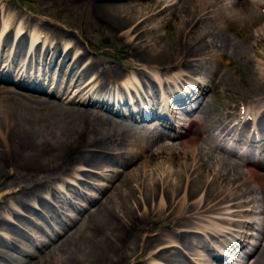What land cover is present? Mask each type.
<instances>
[{
    "label": "bare ground",
    "instance_id": "1",
    "mask_svg": "<svg viewBox=\"0 0 264 264\" xmlns=\"http://www.w3.org/2000/svg\"><path fill=\"white\" fill-rule=\"evenodd\" d=\"M61 1L87 9L95 24L114 27L116 32L121 31V37L133 35L127 43L130 58L139 62L133 67L137 74H127L126 68L100 67V63L97 66L90 58L81 67L84 51L75 50L66 63V57L71 58L70 52L75 48L73 42L67 48L64 46L60 59H56L57 69L51 72L52 57L65 33L52 29L53 24H46L45 18H39L41 25L31 33L27 25L30 16H25L23 21L22 13L17 12L13 13V20L4 17L0 22V187H6L0 195V262L36 264L19 258L30 253L22 239L32 245L40 234L45 235L37 221L33 223L32 215H39L50 226V221L55 220L46 210L58 217L56 210L46 203L47 198L40 195L42 188L51 186L52 180L62 179L67 172H76L79 177L74 178L80 184L94 185L89 181L93 174L104 176L102 167L119 164L121 169H110L107 179L112 190L102 200L104 188H99V194L93 198L77 193L87 205L78 207L69 203L79 216L60 223L59 229L53 230L52 240L37 244L38 255L42 257L40 264H123L124 261L149 264L145 263V257L178 264L184 261L181 250H189L194 242L198 243V229L208 236V241L204 239L200 244L204 249L209 247L212 255L209 259L195 253L202 264H238L239 261L264 264V72L259 75L255 71L242 93L245 99H237L244 103L229 101L225 111L217 109L206 127L202 124L210 112L209 88L204 81L207 79L212 86L215 72L219 83L228 82L233 75L227 68L232 60L238 59L240 65L251 56L260 55L253 48L264 41V23L254 5L260 6L264 0H152L145 7L150 8L147 12L139 10L142 6L135 0ZM150 13L161 14L167 26L173 18L175 25L162 34L155 29L158 24L150 21ZM18 19L22 21L16 22ZM248 22L254 30L247 35L239 33L238 27ZM40 30L47 42L39 40ZM228 31L240 41L230 37ZM52 40L54 44L50 45ZM223 56L224 60L216 66ZM25 57L28 60L23 62ZM30 58H35L37 67L30 63ZM47 58L46 69L42 62ZM9 71L14 73L12 80L21 84L17 89L2 84L6 83ZM86 76L91 78L86 80ZM40 82L53 89L62 88V95L74 83L76 93L69 102L88 107L65 105L61 97L49 100L28 93L30 85L35 88ZM124 85L129 86L131 97L137 96L147 103L126 108L128 115L116 119L114 113L103 111L104 104L98 101L112 100V96L114 100L116 93L121 96ZM248 96L253 106L243 110ZM150 114L162 118L167 130L174 131L175 125L180 124L175 136L180 141L165 142L172 138L160 128L161 121L134 122L135 115L142 118ZM224 144L244 153L246 159L255 156L261 167L253 169L245 163L244 172L229 158L235 152L225 150ZM160 156H165L163 161L149 168L152 160ZM130 164L139 165L128 173L125 170ZM134 181L141 187L143 203L160 195L159 207L136 209L132 203L134 194L128 192ZM33 199L44 211H33L35 208L29 203ZM153 213L158 215L156 219L152 218ZM235 216L244 219L236 221ZM208 219L236 224L238 230L216 229L211 221L200 225ZM19 223H33L31 228L36 231L28 232L30 227L24 229ZM154 223L159 231L153 233ZM166 227L174 233L164 234L162 230ZM227 234L233 239L215 240ZM253 234L259 242L250 249L246 244ZM139 240L151 244L150 250L138 247ZM209 242L218 249L210 247ZM248 254L253 257L249 263Z\"/></svg>",
    "mask_w": 264,
    "mask_h": 264
},
{
    "label": "rangeland",
    "instance_id": "2",
    "mask_svg": "<svg viewBox=\"0 0 264 264\" xmlns=\"http://www.w3.org/2000/svg\"><path fill=\"white\" fill-rule=\"evenodd\" d=\"M135 1L140 3L139 6H142V7H139V10L142 9V12L149 11L150 8L145 9V7H147L148 3H150L152 0H135ZM261 5L264 6L262 1H261ZM261 5L260 6L254 5V10L256 11V13L258 15H260L261 18H263L261 21H262V23H264V21H263L264 20V7H261ZM78 6L79 5L71 6V5H69V2H65V1H61V0H58V1H56V0H48V1L47 0H0V7H2L1 8L2 12L0 11V22H2L4 19H6L4 17L9 18V20L12 17L11 20H13V13L17 12V13H22L21 15L23 17L21 16L20 18L23 21H25V16H30V18L27 21V25H30V28H29L30 30H28V31H31V33L36 31V30H34V27L38 29V27L41 25L39 18H43V19L45 18L46 24H49V22H51L53 24V25H51L52 29H54V30L57 29L63 35L65 33V35L63 36L64 40H62V42H60L59 48L56 49V53L54 55L55 57L54 56L52 57V61H51L50 68H49V70L51 72H53L54 68L57 69L56 63L60 59L59 56H61L62 50H64L66 45H69L71 42H73L75 44L74 45L75 48H73L70 52L71 58L69 56L66 57V59H65V61L67 60L66 63L70 62L69 60L72 59L73 54L76 51H82V52L84 51L83 52L84 57L80 61L81 67L83 66V64L86 63L87 60L91 59L92 61H94L97 64V66H98V63H100L101 64L100 67L101 66H103V67H105V66L121 67L123 70H124V68H126L124 70V72H126L127 74L128 73L130 75L132 73L137 74L136 71L133 70V67H137V64L139 62L130 58V56H129L130 50H129L128 43H127V41H129L133 35L129 36V37H121L120 36L121 31L116 32L117 31L116 28H114V27L111 28L110 26H103L101 24H95L94 21L92 20V17L88 13V10L87 9L86 10L81 9L80 6L79 7ZM7 10H9L8 11L9 14H5L7 12ZM150 15H152V14L150 13ZM21 19H18L16 22L20 23L22 21ZM161 19H162L161 14H154L151 16L150 21L158 24L155 29H159L160 33L166 34L175 25V20L173 18H170L169 25L167 26V24H165V22L162 21ZM36 22H38V24ZM241 26H239L238 29L237 28L236 29L238 30L239 33H242L244 35H247V33H251L254 30L253 29L254 27L249 22L246 23L245 26H243V25H241ZM0 27H1V24H0ZM15 28H16V25H15ZM37 33H39L38 38H40L39 39L40 41L46 40V42H47V38L45 36V33H43L41 30L39 32L37 31ZM12 34H13V32H12ZM227 34L230 37L236 39V41H240L239 37L236 36L235 34H233L231 31H228ZM30 36H29V38L31 39ZM29 38L26 37V40H28L27 41L28 43H29ZM48 39H50V37H48ZM46 42H44V43H46ZM52 44H54L53 40H52V42H50V45H52ZM255 49L258 50V53H260V55L257 54L252 58L251 54L253 52L250 53L251 59L247 60V62L245 61L243 64L241 63L240 65H238V61H239L238 59H235V60L231 59L232 60L231 64L228 65V67H227L230 69L229 70L230 73L233 74L230 81L219 83L218 79H216L215 72L212 74V77H211L212 80L214 81V84L212 86H211V84H209L207 82L208 81L207 79L204 81V83L209 88L208 94L210 95V100H209L208 104L210 107V109H209L210 112L208 111L206 118L202 119L203 120L202 121L203 127L204 126L206 127L208 120L214 115V113L216 112L217 109H222V112L225 111L224 108H225V104L227 102H229V101L234 102V100L236 101L237 99H241V98H242L241 100H244L245 97L242 93L245 90V88L250 84V81L254 78L255 71L257 74L259 72V75H260V73L262 74V72H264V41L260 46H258V45L254 46L253 50H255ZM20 57L17 60H19ZM222 58L220 59L219 63H216V66L221 64V61L224 60V56ZM56 59H58V60H56ZM27 60H28V58H27ZM34 60H35V58H34ZM34 60L30 58V63H32V62L34 63ZM23 62H24V59H23ZM39 62H41V60ZM47 62H48V58L44 62H42L43 66L46 69H47L49 64L46 65L44 63H47ZM241 62H243V61H241ZM222 65L225 66L224 62L222 63ZM36 67H37V65H36ZM236 67H237V69H234ZM39 68H41L40 64H39ZM145 69L147 70V68H145ZM164 72L165 71L163 70L162 73L165 76L166 73H164ZM10 75L12 78L13 75L12 74H10ZM91 76H88V77L86 76V79H88V78L90 79ZM121 80H123V83H124V78H122ZM67 81H66V83H68ZM70 82H71V80H69V83ZM4 84L12 86V84H10V83H4ZM68 85L69 84H67L65 86H68ZM73 86H74V83H71V86H70V88H68L66 90L65 95H62L61 94L63 91L62 88L56 87L55 89H53L52 86L49 87V84L42 82V84H40V88H42V91L44 90L43 94L40 92H37V91H35L36 93L31 92V91H29L28 93H31L33 95H39V96L45 97V98L47 97L46 99H49V100H55V99L61 97L64 100L65 105L69 104L71 106L75 105L77 107L78 106H80V107L87 106L88 107V105L84 106V104H80L79 102H78L79 104L78 103L73 104L72 102H69L68 99L71 98L72 95H74L76 93V89H74ZM12 87L15 88L14 86H12ZM15 89H17V88H15ZM18 90L24 91L22 89H18ZM47 91H49V93H45ZM50 92L51 93L55 92L58 95L55 94V96H54V94L53 93L51 94ZM37 93H39V94H37ZM66 96L68 98L65 99ZM236 97H238V98H236ZM237 101H240V100H237ZM240 102L244 103V101H240ZM246 102H248L250 104L245 103L243 110H245L246 106L248 107V105H249V109L251 106H253V104L251 103V97L248 96ZM90 108L92 109V107H90ZM114 118L120 119L118 116H116ZM134 122L135 123H142V122H137V121H134ZM174 139H177L178 142L180 141L179 138H174ZM171 140H173V139H167L165 142H168V141L172 142ZM216 151L221 153L220 150L216 149ZM224 156H227V155L224 154ZM126 157H128V155H126ZM164 157L165 156H160V157L154 158L152 160V163H150L151 167L149 166V168H154V164L163 161ZM229 158L232 161H234L236 164L240 165V167L242 168V170L244 172L246 171V167L242 166L241 162L238 163V159H236L232 155H230ZM179 159H178L179 162L182 161V159H180V160ZM179 162H178V164H179ZM138 165L137 164L136 165L130 164V165H128V167L125 171L129 170L130 168H131V170L135 169V167H137ZM82 167H84V166H80L81 169H88L86 166H85V168H82ZM111 167L114 168L113 169L114 171H117L115 169H121L119 164L112 165ZM108 168H109L108 166L102 167V171H101L104 174V176H106V177L99 176L96 174L92 175V178L89 179V181L90 182L92 181V183L94 185L80 184L74 178V176L79 177V175H77L76 172H67L69 174L63 175L62 179L52 180L51 184H50L51 186L48 185L45 188H42L40 190V192H39L40 195L47 198V200H45L46 203L47 204L49 203L50 206H52L56 210L58 217H56L57 215H55V214L52 215L51 210H46L47 213L49 214L48 216H50V218L53 219L52 221L55 220L54 223L50 221L51 226H52L51 227L42 218H40L39 215H37L35 213H34V215H32L33 217H35V219L33 218V223L37 221V225L45 231V232H43V234L45 233V235L40 234V236H38V238L36 239V241L32 245H30L28 243V241H26L25 239H22L23 243H26L25 245H27L24 247L29 249L30 253L27 256L21 255V257H20V255H19V258L21 259V261L32 260L36 264L41 263L42 257L40 255H38L39 251L37 250V244L39 245L40 243L49 242L50 240L53 239L52 237L54 235L53 234L54 231L59 229L60 223H63V221L69 222L70 218L72 219L73 217L79 216V214L76 213V211L71 209V206L69 205V203H72V204L76 203L78 205V207L79 206L83 207V206L87 205V202L83 201V199L80 196H78L77 193L80 192V194H83L84 196L86 195L89 198H93V197H97V195L99 194V190H98L99 188H101V189L104 188L103 192L101 194V197L103 196L101 198V200H102L104 198V196H106L107 194H109L111 192L112 187H110V181L107 179V176L110 174V169H112V168H109V169ZM131 172L132 171L129 170L128 173H131ZM156 175L153 176L155 179H156ZM137 181H134L132 183V185L130 186V188L128 189V192H130V194H134L133 195L134 199L132 200V203L135 204L136 209H140L141 206L145 207V208L149 207L152 209H154L155 206L159 207L158 201H160V195L158 197L156 196L152 201H148L146 203H143L144 200H142L141 187ZM5 191H6V187L5 188L0 187V195L2 193H4ZM32 201L29 200V203H31L30 205H32L30 207L35 208V209H33L34 212L36 211L39 213V212H41V210L44 211L43 208L38 205L36 200L33 199ZM9 204L10 203H8V206H10ZM249 207L250 206H242L243 209H248ZM63 211H65V212H63ZM153 214L154 215H152V218L156 219L158 217V215L155 213H153ZM6 216L8 217L9 215H6ZM9 218H10V216H9ZM227 218H228V216H227ZM237 218L239 220L244 219L243 216L242 217H236L235 216L236 221L238 220ZM210 221L211 220H209V219H208V221L207 220L201 221L200 225H202V226L208 225V223H210ZM211 223H213V226L216 229L224 230L225 228H229V229L238 230V227L236 224L227 225L224 222H219V221H213V222L211 221ZM20 224L21 223H19V225ZM32 224H26V225L21 224V226H23L24 229H26V227L28 228V226H29L30 230L29 231L26 230V231L34 232L36 230L31 228ZM167 224H168V222H167ZM190 229H193V228H190ZM198 230H199V232H196L198 243L194 242V245H192L189 250H181V254L183 253V255H184L183 256L184 261H182L178 264H193V263H191V260L194 261L195 264H198L199 262L202 264V262L197 258L198 255H195V253L196 254L199 253V254H202L206 257H209L208 252L200 244L201 241H204V239L206 241H208V239H207L208 236H206V233L203 232L201 229H198ZM158 231H159L158 224L155 225V223H154L151 226V232L154 233V232H158ZM162 231L164 234L174 233L172 228H170V227H166ZM191 231H193V230H191ZM253 232L256 233V230H254ZM238 233H240V232L238 231ZM253 235L254 236H251V238L248 239V240H250L249 242L255 241V244L250 246V249L256 247L257 246L256 244L259 242L255 238L256 235L255 234H253ZM144 236L146 237V233L144 234ZM226 238H229V240L233 239L230 236V234H227V235L223 236V238L220 236L219 238H216L215 240L217 242L220 240L226 241ZM138 243H139L138 247L143 248V250H148V249L150 250L149 247L151 246V244H149L148 242H146L144 240H139ZM171 243L175 244L174 242H169V243L166 242L165 244L170 245ZM216 244H218V243H216ZM246 245L248 247L250 244L247 243ZM212 246L216 247V245H214L211 242L210 247H212ZM216 248L218 249V247H216ZM254 251L255 250L253 249V252ZM187 258L191 259V260L189 261V260H187ZM252 258L253 257H250L249 262L252 261ZM134 262L135 261H131V262L124 261L123 264H134ZM204 262L206 263V261H204ZM145 263H149V264H172V263L164 262V261H162L156 257L152 258V259H148L147 257H145ZM0 264H11V263L1 261ZM12 264H17V263H12ZM24 264H26V263H24Z\"/></svg>",
    "mask_w": 264,
    "mask_h": 264
}]
</instances>
